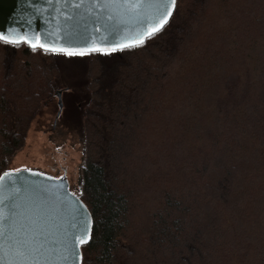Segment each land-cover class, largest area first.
I'll list each match as a JSON object with an SVG mask.
<instances>
[{"label": "trees", "instance_id": "trees-1", "mask_svg": "<svg viewBox=\"0 0 264 264\" xmlns=\"http://www.w3.org/2000/svg\"><path fill=\"white\" fill-rule=\"evenodd\" d=\"M56 91L83 138L80 264H264V0H177L115 51L0 42V174Z\"/></svg>", "mask_w": 264, "mask_h": 264}, {"label": "water", "instance_id": "water-1", "mask_svg": "<svg viewBox=\"0 0 264 264\" xmlns=\"http://www.w3.org/2000/svg\"><path fill=\"white\" fill-rule=\"evenodd\" d=\"M77 3L79 0H0V36L17 41L0 42L12 45L24 43L30 49H33L34 43L43 44V48L38 47L51 53H65L60 49L85 50V45L88 49L95 46L103 51L129 48H121L118 45L130 42L136 35L132 24L120 25L123 31L113 36L109 29L116 20L107 18L110 13L102 12L99 7L94 8L87 0L79 7L76 6ZM103 51L89 50L87 53ZM60 97L61 91H56V118L62 109ZM6 172L16 173L20 179L36 186L49 187L56 193L49 204L42 206V219L37 228V231L42 233L40 240L48 238L47 247L61 248V244L53 242L62 240L65 234L69 238L79 235L85 224L91 231L90 214L79 197L70 191L64 175L53 177L30 169ZM4 211L7 213L8 209L5 208ZM76 250L80 254V245Z\"/></svg>", "mask_w": 264, "mask_h": 264}, {"label": "snow or ice", "instance_id": "snow-or-ice-1", "mask_svg": "<svg viewBox=\"0 0 264 264\" xmlns=\"http://www.w3.org/2000/svg\"><path fill=\"white\" fill-rule=\"evenodd\" d=\"M85 2L86 0H79L76 6L79 7ZM87 2L94 8L99 7L102 12L110 13L107 17L109 20H116L109 29L113 36L123 31L120 25H133L136 35L130 42L119 44L121 48L142 46L147 39L165 28L177 8V0H87ZM0 40L8 43L17 42L4 36H0ZM38 46L44 47L43 44H32L33 48ZM89 50L103 51L95 46L88 49L87 45L85 50L80 51L60 49L67 55H86ZM112 50L115 51L116 48ZM55 195L56 193L49 187L33 185L32 182L20 179L16 173L5 172L0 175V264H79L80 254L76 248L78 245L87 244L92 238L87 224L79 235L69 238L65 234L62 240L53 242L61 244V248L47 247L49 244L47 237L40 240L42 233L37 231V228L42 219V206L49 204ZM5 208L8 209L7 213L4 211Z\"/></svg>", "mask_w": 264, "mask_h": 264}, {"label": "rangeland", "instance_id": "rangeland-1", "mask_svg": "<svg viewBox=\"0 0 264 264\" xmlns=\"http://www.w3.org/2000/svg\"><path fill=\"white\" fill-rule=\"evenodd\" d=\"M63 111L64 107L56 118L54 96L40 105L28 125L23 146L8 160L9 170L35 169L53 177L64 175L70 188H77L83 160L82 132L72 124L73 116L62 120Z\"/></svg>", "mask_w": 264, "mask_h": 264}, {"label": "flooded vegetation", "instance_id": "flooded-vegetation-1", "mask_svg": "<svg viewBox=\"0 0 264 264\" xmlns=\"http://www.w3.org/2000/svg\"><path fill=\"white\" fill-rule=\"evenodd\" d=\"M6 44V43H5ZM44 173V172H43ZM46 174V173H45ZM47 175H49V174H47ZM51 176V175H50Z\"/></svg>", "mask_w": 264, "mask_h": 264}]
</instances>
